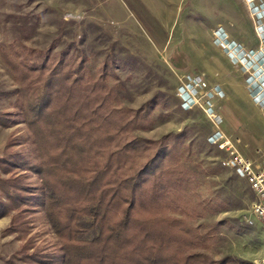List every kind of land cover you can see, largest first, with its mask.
Instances as JSON below:
<instances>
[{
    "label": "rangeland",
    "instance_id": "rangeland-1",
    "mask_svg": "<svg viewBox=\"0 0 264 264\" xmlns=\"http://www.w3.org/2000/svg\"><path fill=\"white\" fill-rule=\"evenodd\" d=\"M47 51L49 70L62 61L64 70L114 88L113 104L131 118L140 108L148 113L130 123L127 136L141 164L157 153V142L168 143L162 171L176 180L166 195L177 207L169 213L208 234L207 248L195 251L225 264H258L264 226L250 213L255 196L226 164L236 153L264 159V28L246 0H0V116L7 122L0 124V157L13 168H0V177L15 178L23 194L19 208L0 218V264H64L40 205V176L17 165L35 157L18 100L21 74L25 66L35 81ZM196 76L206 88L190 107L180 87ZM215 85L221 96L206 97ZM217 127L223 137L213 144Z\"/></svg>",
    "mask_w": 264,
    "mask_h": 264
},
{
    "label": "trees",
    "instance_id": "trees-1",
    "mask_svg": "<svg viewBox=\"0 0 264 264\" xmlns=\"http://www.w3.org/2000/svg\"><path fill=\"white\" fill-rule=\"evenodd\" d=\"M47 52L35 65V81L25 66L21 74L18 100L35 157L17 165L40 176V205L60 240L64 264H225L195 251L207 248L208 234L169 213L177 207L166 195L176 180L162 171L168 143L157 142L154 156L136 161L138 146L127 132L133 120L147 119L144 108L131 118L113 104L114 88L64 70L62 61L49 70ZM5 121L0 116V124ZM6 159L0 157V168L10 173ZM18 185L0 177V218L19 208Z\"/></svg>",
    "mask_w": 264,
    "mask_h": 264
},
{
    "label": "built area",
    "instance_id": "built-area-1",
    "mask_svg": "<svg viewBox=\"0 0 264 264\" xmlns=\"http://www.w3.org/2000/svg\"><path fill=\"white\" fill-rule=\"evenodd\" d=\"M252 10L255 12L256 20L258 21V29L262 31L264 28V2L259 0V3L255 4L254 0H246ZM219 42L224 45L228 41L225 38V34L221 28H217ZM225 40H224V39ZM184 86L180 87L181 97L184 100V103L190 107L198 103V100L202 98V91L205 90L206 84L201 80L199 76L194 78H189ZM206 97H217L221 96V89L215 85L210 90L205 91ZM210 110V108H208ZM217 123H220L217 121ZM218 128V127H217ZM223 137V133L216 129L208 138L210 143H217ZM228 144V141H222L219 143L220 147H223ZM226 164L229 165L232 169L237 172L240 176L244 177L254 194V200L251 203L250 213L259 218L264 226V159L262 161H253L249 157H245L239 153L233 154L226 161ZM262 249L263 253L259 258L258 264H264V235L262 238Z\"/></svg>",
    "mask_w": 264,
    "mask_h": 264
},
{
    "label": "crops",
    "instance_id": "crops-1",
    "mask_svg": "<svg viewBox=\"0 0 264 264\" xmlns=\"http://www.w3.org/2000/svg\"><path fill=\"white\" fill-rule=\"evenodd\" d=\"M172 1H175V0H172Z\"/></svg>",
    "mask_w": 264,
    "mask_h": 264
}]
</instances>
